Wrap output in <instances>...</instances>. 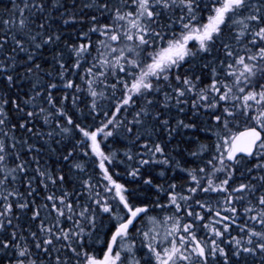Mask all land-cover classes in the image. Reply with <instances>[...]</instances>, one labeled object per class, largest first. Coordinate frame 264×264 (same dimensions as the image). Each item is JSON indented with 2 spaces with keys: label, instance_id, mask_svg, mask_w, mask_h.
Here are the masks:
<instances>
[{
  "label": "snow or ice",
  "instance_id": "snow-or-ice-1",
  "mask_svg": "<svg viewBox=\"0 0 264 264\" xmlns=\"http://www.w3.org/2000/svg\"><path fill=\"white\" fill-rule=\"evenodd\" d=\"M11 3L0 264H264V0Z\"/></svg>",
  "mask_w": 264,
  "mask_h": 264
},
{
  "label": "trees",
  "instance_id": "trees-1",
  "mask_svg": "<svg viewBox=\"0 0 264 264\" xmlns=\"http://www.w3.org/2000/svg\"><path fill=\"white\" fill-rule=\"evenodd\" d=\"M18 2H19V0H18ZM69 3H71V0H69ZM11 7H12L11 0H0V15H3L4 14V9L5 8L10 9ZM65 28H66V31L67 32H70L71 31V29L70 28H67V26H65Z\"/></svg>",
  "mask_w": 264,
  "mask_h": 264
}]
</instances>
